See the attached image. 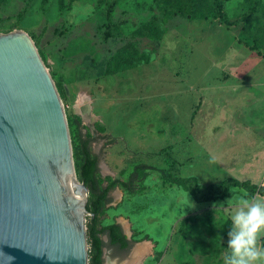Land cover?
<instances>
[{"label": "rangeland", "instance_id": "rangeland-1", "mask_svg": "<svg viewBox=\"0 0 264 264\" xmlns=\"http://www.w3.org/2000/svg\"><path fill=\"white\" fill-rule=\"evenodd\" d=\"M221 15L216 0H0V34H26L56 87L76 174L82 139L104 186L150 167L99 215L132 242L108 264H224L238 199L264 200L197 204L159 172L264 185V0Z\"/></svg>", "mask_w": 264, "mask_h": 264}, {"label": "water", "instance_id": "water-1", "mask_svg": "<svg viewBox=\"0 0 264 264\" xmlns=\"http://www.w3.org/2000/svg\"><path fill=\"white\" fill-rule=\"evenodd\" d=\"M88 193L63 104L31 39L0 34V264H89Z\"/></svg>", "mask_w": 264, "mask_h": 264}, {"label": "trees", "instance_id": "trees-1", "mask_svg": "<svg viewBox=\"0 0 264 264\" xmlns=\"http://www.w3.org/2000/svg\"><path fill=\"white\" fill-rule=\"evenodd\" d=\"M223 0H216V7L219 10V17H222ZM89 139L81 140L82 160L77 172L81 182L89 190L86 203V210L90 214L89 222L86 226L89 264H103V249L113 248L118 252L127 253L132 242L124 236L119 224L107 226L99 225V215L103 207L109 202V194L115 184L119 183L124 189L133 191L138 172L143 169H150L145 164L137 165L130 174L127 182L117 181L107 185L97 177V157L93 156L88 148ZM162 179L174 186L182 188L187 192L192 200L197 203H206L225 196L230 189L236 188L245 192L246 198H254L256 195L264 198V185L252 184L250 181H239L235 178H226L222 182L209 184L207 186L198 183L196 177H179L173 175L170 170H160ZM107 238L105 242L103 237Z\"/></svg>", "mask_w": 264, "mask_h": 264}, {"label": "clouds", "instance_id": "clouds-1", "mask_svg": "<svg viewBox=\"0 0 264 264\" xmlns=\"http://www.w3.org/2000/svg\"><path fill=\"white\" fill-rule=\"evenodd\" d=\"M238 201L240 206L230 217L229 255L224 257V264H264V247L258 245L264 235V200Z\"/></svg>", "mask_w": 264, "mask_h": 264}, {"label": "crops", "instance_id": "crops-1", "mask_svg": "<svg viewBox=\"0 0 264 264\" xmlns=\"http://www.w3.org/2000/svg\"><path fill=\"white\" fill-rule=\"evenodd\" d=\"M120 226H121V229H122V232H123V234L125 233L124 232V227H123V225L122 224H119ZM124 236H125V234H124ZM127 240H128V238H126ZM103 240L106 242L107 241V238L104 236L103 237ZM106 250H108V249H103V264H108L107 262V257H106V255H108V253L109 252H107ZM125 261V260H124ZM115 264H117V263H115ZM122 264H136V261H131V262H123ZM138 264V263H137Z\"/></svg>", "mask_w": 264, "mask_h": 264}, {"label": "bare ground", "instance_id": "bare-ground-1", "mask_svg": "<svg viewBox=\"0 0 264 264\" xmlns=\"http://www.w3.org/2000/svg\"><path fill=\"white\" fill-rule=\"evenodd\" d=\"M86 105L89 107V103H87ZM76 195H77L78 205H80L81 204V201L83 200V194L81 193V194H76Z\"/></svg>", "mask_w": 264, "mask_h": 264}]
</instances>
